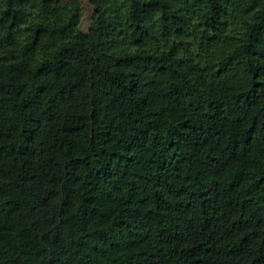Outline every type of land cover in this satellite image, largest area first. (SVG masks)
Returning a JSON list of instances; mask_svg holds the SVG:
<instances>
[{"label":"trees","instance_id":"trees-1","mask_svg":"<svg viewBox=\"0 0 264 264\" xmlns=\"http://www.w3.org/2000/svg\"><path fill=\"white\" fill-rule=\"evenodd\" d=\"M0 0V264H264V0Z\"/></svg>","mask_w":264,"mask_h":264},{"label":"rangeland","instance_id":"rangeland-1","mask_svg":"<svg viewBox=\"0 0 264 264\" xmlns=\"http://www.w3.org/2000/svg\"><path fill=\"white\" fill-rule=\"evenodd\" d=\"M82 17L79 24V29L82 33H87L93 19V8L88 3V0H81Z\"/></svg>","mask_w":264,"mask_h":264},{"label":"water","instance_id":"water-1","mask_svg":"<svg viewBox=\"0 0 264 264\" xmlns=\"http://www.w3.org/2000/svg\"><path fill=\"white\" fill-rule=\"evenodd\" d=\"M80 3H81V0H80ZM88 3H89V0H88ZM90 4V3H89ZM91 5V4H90ZM82 6V5H81ZM91 7H92V5H91ZM93 8V7H92Z\"/></svg>","mask_w":264,"mask_h":264}]
</instances>
